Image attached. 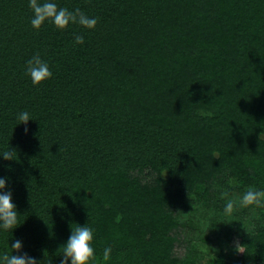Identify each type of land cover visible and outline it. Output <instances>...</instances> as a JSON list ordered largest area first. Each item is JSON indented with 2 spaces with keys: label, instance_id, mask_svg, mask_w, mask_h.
I'll list each match as a JSON object with an SVG mask.
<instances>
[{
  "label": "trees",
  "instance_id": "1",
  "mask_svg": "<svg viewBox=\"0 0 264 264\" xmlns=\"http://www.w3.org/2000/svg\"><path fill=\"white\" fill-rule=\"evenodd\" d=\"M57 3L96 26L36 29L28 0H0V148L18 152L0 175L20 212L0 252L20 238L58 264L70 222L88 221L97 253L113 246L103 264H264V207L250 205L262 220L234 260L202 253L179 216L190 196L220 220L227 199L264 188V0ZM36 54L52 70L38 85Z\"/></svg>",
  "mask_w": 264,
  "mask_h": 264
},
{
  "label": "clouds",
  "instance_id": "2",
  "mask_svg": "<svg viewBox=\"0 0 264 264\" xmlns=\"http://www.w3.org/2000/svg\"><path fill=\"white\" fill-rule=\"evenodd\" d=\"M28 6L32 11L30 24L36 29H39L45 21H50L61 29L71 23L94 28L98 22V17L89 16L80 8L70 10L67 7L60 6L57 0H28ZM84 39L85 37L82 34L75 36L76 43H83ZM25 72L31 78L32 83L37 85L52 76L49 63L39 54L30 57L26 61ZM30 119L35 118L27 110L16 114L17 124H25V133L29 131L26 125ZM261 135H264V133H261ZM17 153V150L10 146L0 148V157L3 160L17 159ZM226 183L234 185L238 183V180L234 176H229ZM9 185L10 180L7 175H0V231H10L13 235V229L20 225V212L13 199V190ZM250 205L264 207V188L249 186L240 195L238 201L227 199L223 206V212L228 216L233 213L235 208ZM70 229L67 239L57 248L60 249L59 253L56 251V255L59 257L58 264H103V262L112 259L113 246L111 244L104 246L102 254L97 253L94 243L96 238L95 229L88 221L83 224L70 222ZM10 248L11 251L0 252V264H53L51 253L47 248L43 249L42 259L26 251L24 242L20 238H15L10 244Z\"/></svg>",
  "mask_w": 264,
  "mask_h": 264
},
{
  "label": "rangeland",
  "instance_id": "3",
  "mask_svg": "<svg viewBox=\"0 0 264 264\" xmlns=\"http://www.w3.org/2000/svg\"><path fill=\"white\" fill-rule=\"evenodd\" d=\"M217 186L220 187L222 185H218L217 183ZM219 192L217 193L219 194ZM210 209L211 207L207 205L206 201L205 203L200 202L198 198L195 199L189 196L181 204L179 211L181 220L185 222L183 234L185 236L192 235V242L206 256H215L218 251L224 250L229 259L234 260L238 252H241L238 250H242V246L240 245L241 238L248 237L249 234L254 233L258 221L262 219L257 209L252 206L235 208L233 213L228 215L230 217L229 219L222 212L223 214H220V220L217 211L216 214H211ZM211 215L217 217V222L212 220L213 217ZM223 229L231 230L230 239L217 235ZM206 236H210L209 241H203V237ZM177 250L180 254L185 252V249L181 247H178Z\"/></svg>",
  "mask_w": 264,
  "mask_h": 264
}]
</instances>
